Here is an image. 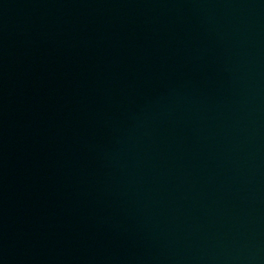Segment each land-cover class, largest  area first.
Listing matches in <instances>:
<instances>
[{"label":"water","instance_id":"water-1","mask_svg":"<svg viewBox=\"0 0 264 264\" xmlns=\"http://www.w3.org/2000/svg\"><path fill=\"white\" fill-rule=\"evenodd\" d=\"M0 264H264V0H0Z\"/></svg>","mask_w":264,"mask_h":264}]
</instances>
